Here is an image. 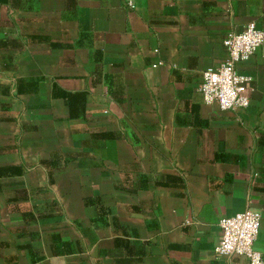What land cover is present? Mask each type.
<instances>
[{"label":"crops","instance_id":"1","mask_svg":"<svg viewBox=\"0 0 264 264\" xmlns=\"http://www.w3.org/2000/svg\"><path fill=\"white\" fill-rule=\"evenodd\" d=\"M248 21L264 0H0V264H246L215 251L245 208L264 257V44L247 107L198 91Z\"/></svg>","mask_w":264,"mask_h":264},{"label":"built area","instance_id":"2","mask_svg":"<svg viewBox=\"0 0 264 264\" xmlns=\"http://www.w3.org/2000/svg\"><path fill=\"white\" fill-rule=\"evenodd\" d=\"M133 7L132 3H128ZM264 44V29L248 21L240 31H229L223 39L226 57L216 67L202 73L198 91L206 104L221 109L236 110L249 105L246 82L249 77L238 72L237 64L247 61ZM155 64L154 66H156ZM261 214L245 208L219 220L221 235L215 251L220 256L237 255L246 264H264L262 253L254 247L259 232Z\"/></svg>","mask_w":264,"mask_h":264}]
</instances>
